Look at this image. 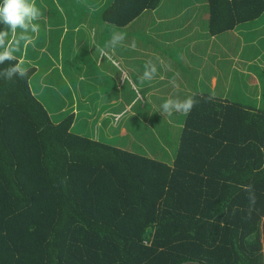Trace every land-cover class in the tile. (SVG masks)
I'll list each match as a JSON object with an SVG mask.
<instances>
[{"label":"trees","instance_id":"trees-1","mask_svg":"<svg viewBox=\"0 0 264 264\" xmlns=\"http://www.w3.org/2000/svg\"><path fill=\"white\" fill-rule=\"evenodd\" d=\"M160 2L114 0L103 18L124 27ZM208 5L214 35L264 14V0ZM9 54L0 264H264V110L196 92L165 162L74 133V114L54 122L32 90L35 68L9 76L20 64Z\"/></svg>","mask_w":264,"mask_h":264},{"label":"rangeland","instance_id":"rangeland-1","mask_svg":"<svg viewBox=\"0 0 264 264\" xmlns=\"http://www.w3.org/2000/svg\"><path fill=\"white\" fill-rule=\"evenodd\" d=\"M72 1L76 7L63 18L64 13L68 14L66 1L35 0L42 14L33 21L39 25V32L29 30L19 40V50L10 44L12 33L0 46V54L7 49L19 58L23 68H35L32 90L53 115L54 122L74 114V133L172 162L187 114H163L161 105L165 100H183L196 92H208L214 97L264 110V17L242 23L236 32L207 43L209 48L198 51L204 65L191 70L188 77L187 69L175 72L178 65L186 66L184 51L193 49L181 39L188 26L187 18L171 19L162 31L151 27L152 16L121 28L104 21L103 14L88 13L103 1L111 0H80L87 5L82 8L80 1ZM173 2L164 0L168 15L178 14ZM107 5L101 6L100 12L110 4ZM143 28L148 32L137 36ZM2 30L4 25L0 24ZM118 32L125 33L126 38L112 47L117 43L113 35ZM21 33L17 28L16 37ZM194 34V40L202 37L205 41L202 30ZM163 39L171 45L163 43ZM140 40L152 41L148 44L150 50L147 45H140ZM98 48L105 51L101 53ZM213 48L219 51L215 55ZM200 61L196 66L201 65ZM146 62L159 66L156 70L159 74L174 71L172 77L164 85L149 86L155 76L151 80L141 79ZM214 74L216 83L212 81ZM199 75L203 76L199 79ZM198 81L200 84H195Z\"/></svg>","mask_w":264,"mask_h":264},{"label":"crops","instance_id":"crops-1","mask_svg":"<svg viewBox=\"0 0 264 264\" xmlns=\"http://www.w3.org/2000/svg\"><path fill=\"white\" fill-rule=\"evenodd\" d=\"M62 1H66V3L68 4L67 5L68 14L67 13L63 14V18H65L66 15H70L71 14L70 11L73 10L74 7H76V3L74 1H72V0H62ZM77 1H80V0H76V2ZM113 1L114 0H111L110 2L103 1L100 4V7L101 6H106L107 4L111 5L113 3ZM83 6L87 7L86 4H84V3H82L80 1V7L82 8ZM166 6H167V4H164V0H161L160 4L156 8L145 10L140 15H138L133 21H131L128 25H126L124 27H121V28H126V27H129V26L131 27L132 24L135 23L136 21H138V22L139 21H143V20H146L147 18H150L152 16L149 19V20L152 21L151 27L154 26V28H153L154 31L155 30H161L162 31L163 27L167 26L168 24H166V23L170 22L171 19L174 18L176 20H179V19H181L182 16L187 18L188 19L187 20L188 26H186V29L183 31V35H181L182 38L181 37L180 38L182 40H185V44L188 43V45H190L193 49L191 51H189V52H185L184 51V53H183V61H184V63H186L185 64L186 66L184 68L182 65H178L176 67V71L175 72L177 73L178 69L181 70L182 72L184 71V69H187L188 72L187 71L186 72L188 73V77H189V75H191V70H194L197 67H201L202 65H204L202 63L203 59L200 61L201 55L199 54L200 52H198V51L200 49L203 50V47H206L207 43H209V42L211 43V41L213 39H217L218 37H223V35H225L228 32H236L237 31L236 30L237 27H239L242 23L251 22V21H257V20L259 21V19H262L264 17V14H263L258 19L239 23L233 29H230L228 31H225V32H222V33L214 35V34L210 33V28H209V17H210V14H209L208 0H204V1L203 0H174L173 6L175 7L176 10H179L178 14L173 12V14L171 13V15H168V10H165ZM100 7H98V8L97 7H93L92 10L89 11L88 13L90 15H92V16L93 15L104 14V11L106 10L107 7L104 9L103 12L102 11L100 12ZM109 24L111 26H117V25H114L112 23H109ZM117 27H119V26H117ZM201 30L204 32V40L205 41H203V39L201 40L202 37H199L200 38L199 42H194L197 39H199V38H197V39L194 40V36H193V35H195L194 32L200 33ZM66 31H67V28H66ZM147 32L148 31H144V28H143V29L139 30L136 35L141 37L144 33H147ZM205 33L209 34V36L205 37ZM162 42L167 44V45H171V44H168L164 39L162 40ZM192 42H194V43H192ZM151 43H152V41L149 42V43H146V41L140 40V45H147L149 50H150V47L148 46V44H151ZM158 43H159V41L157 42V44ZM196 44H197V46H196ZM200 44H203V46L200 45ZM222 45L223 44H221L220 46H222ZM212 52H213V55H215L219 51L217 49L213 48ZM209 57H210V54H209ZM218 57H219V55H218ZM159 60H161V59L159 58ZM199 61H200L201 65L200 66H196L199 63ZM208 61H210V60H207V62ZM159 68L160 67L157 66L156 70H158ZM171 72H174V71L168 72V70H166V72H164V74H161V73L159 74V72L156 71L154 82L153 83L149 82V86H157V85H161V84H163V85L166 84V80L172 77L171 76ZM202 76L203 75H199V79ZM212 81L214 83L217 82V76L215 74L212 76ZM30 83H31V80H30ZM195 84H200V82L198 81ZM173 85H176V82H174Z\"/></svg>","mask_w":264,"mask_h":264},{"label":"clouds","instance_id":"clouds-1","mask_svg":"<svg viewBox=\"0 0 264 264\" xmlns=\"http://www.w3.org/2000/svg\"><path fill=\"white\" fill-rule=\"evenodd\" d=\"M41 15L42 14L40 10L35 5V0H2V3H0V24L4 25V30L0 31V46L4 44V40L8 37L9 33H12L13 40L10 41V44H14L15 50H19V40L24 39L29 30L31 33L39 32V25L33 23V21L40 19ZM17 28L22 30L19 38L16 37ZM113 38L117 40V43L112 45V47H115L126 38V34L123 32H118L113 35ZM28 41H32L31 36L28 37ZM97 50L101 53L105 51L101 48H98ZM5 58L14 59L15 57H11L8 50L6 49L3 54H0V61H3ZM16 71H19L21 77H23L27 70L18 63L15 68L9 70V76H11L12 72ZM155 73V65L151 62H146L145 72L141 79L151 80L154 78ZM197 104L198 100L192 96H189L183 100L179 98H169L164 101V103L161 105V108L163 110V114L170 116L173 114V112H182L184 114L190 113ZM251 187V185L244 186L246 191L251 189ZM249 201L251 205H255L256 203L254 196H250Z\"/></svg>","mask_w":264,"mask_h":264},{"label":"water","instance_id":"water-1","mask_svg":"<svg viewBox=\"0 0 264 264\" xmlns=\"http://www.w3.org/2000/svg\"><path fill=\"white\" fill-rule=\"evenodd\" d=\"M183 264H204L200 261H187V262H184Z\"/></svg>","mask_w":264,"mask_h":264}]
</instances>
